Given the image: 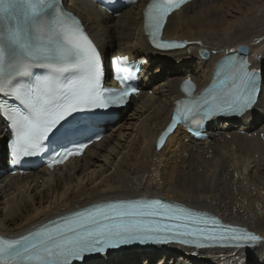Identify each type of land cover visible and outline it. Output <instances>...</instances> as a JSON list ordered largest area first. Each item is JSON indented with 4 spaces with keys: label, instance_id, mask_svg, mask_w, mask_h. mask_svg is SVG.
Instances as JSON below:
<instances>
[{
    "label": "bare ground",
    "instance_id": "obj_1",
    "mask_svg": "<svg viewBox=\"0 0 264 264\" xmlns=\"http://www.w3.org/2000/svg\"><path fill=\"white\" fill-rule=\"evenodd\" d=\"M65 1L82 16L107 55L154 51L166 64L144 77L145 90L133 97L132 107L117 122L118 129L97 145L100 151L91 149L88 157L41 182L42 175L30 174L1 184L0 228L19 232L98 199L152 194L215 212L264 237V90L257 129L220 131L223 141L216 137L219 131L212 129V140L199 144L175 133L161 150L155 147L156 136L170 116L168 103L175 97L171 92H176L185 71L191 70L204 81L208 69L225 52L242 44L249 47L242 53L253 55V67L264 69V0H196L185 5L169 17L165 27L167 37L190 41L187 49L177 52H157L150 47L140 18L144 0L119 17L106 14L89 0ZM200 49L208 50L210 56L199 64L194 60ZM187 50L191 62L177 69L167 66L182 63L176 54ZM148 250L146 256L160 261L153 248ZM161 254L166 259L173 256ZM179 254L187 255L192 264H264V242L249 250L196 256L180 249ZM137 256L124 252L117 259L125 262ZM175 264L185 261L175 260Z\"/></svg>",
    "mask_w": 264,
    "mask_h": 264
},
{
    "label": "snow or ice",
    "instance_id": "obj_2",
    "mask_svg": "<svg viewBox=\"0 0 264 264\" xmlns=\"http://www.w3.org/2000/svg\"><path fill=\"white\" fill-rule=\"evenodd\" d=\"M185 2L152 0L148 4L146 25L156 48L183 46L162 39L161 34L170 13ZM30 8L33 17L51 9L52 18L31 28L27 22L18 24L9 31L7 41L18 50L11 61L5 58L3 38H0V94L14 97L20 105L7 113L13 130L10 141L13 162L21 156L40 154L46 141L67 139L66 144H58L59 151L53 152L50 164L55 165L81 154L87 147L86 143L70 138L81 131L72 127L80 116L97 115L88 110L118 108L138 89L129 84L133 78L129 67L120 69L116 75L125 85L122 90L113 92L103 87L105 70L101 53L86 34L82 22L63 8L62 0H30ZM122 59L127 64V57ZM34 66L47 69L48 74L40 75L31 85L14 79L26 76ZM67 73H75V78L60 83V77ZM257 75L242 67L210 89L203 104L181 101L172 125L159 138V144L163 146L167 132L172 131L179 120H187L201 111L205 117L243 115L258 100ZM192 88L191 80L186 81L184 91L190 92ZM195 135L200 137L201 133L196 131ZM173 240L199 247L204 246L202 241L228 240L237 247L264 242V238L245 229L222 224L213 216L172 202L115 200L60 216L19 239L0 238V264H82L91 254L107 256L112 250L134 243Z\"/></svg>",
    "mask_w": 264,
    "mask_h": 264
},
{
    "label": "water",
    "instance_id": "obj_3",
    "mask_svg": "<svg viewBox=\"0 0 264 264\" xmlns=\"http://www.w3.org/2000/svg\"><path fill=\"white\" fill-rule=\"evenodd\" d=\"M238 50L240 51V52H248V50H249V47L246 45V44H242V45H240L239 47H238ZM201 52V55L202 56H204V57H207V56H209V51L208 50H206V49H203V50H201L200 51Z\"/></svg>",
    "mask_w": 264,
    "mask_h": 264
}]
</instances>
